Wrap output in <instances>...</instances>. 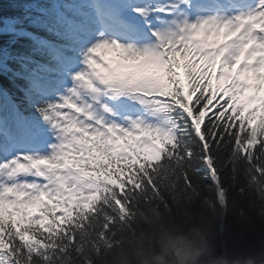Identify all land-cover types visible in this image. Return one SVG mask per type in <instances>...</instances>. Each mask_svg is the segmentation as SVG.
<instances>
[{
  "label": "snow or ice",
  "instance_id": "obj_1",
  "mask_svg": "<svg viewBox=\"0 0 264 264\" xmlns=\"http://www.w3.org/2000/svg\"><path fill=\"white\" fill-rule=\"evenodd\" d=\"M18 7L0 27V264H100L138 208L213 187L226 208L241 174L264 200V0Z\"/></svg>",
  "mask_w": 264,
  "mask_h": 264
},
{
  "label": "clouds",
  "instance_id": "obj_2",
  "mask_svg": "<svg viewBox=\"0 0 264 264\" xmlns=\"http://www.w3.org/2000/svg\"><path fill=\"white\" fill-rule=\"evenodd\" d=\"M224 215V206L217 207L210 198L196 205L138 208L130 217L131 226L100 264H264V250L252 255L217 253L213 223ZM237 219L253 227L243 209Z\"/></svg>",
  "mask_w": 264,
  "mask_h": 264
},
{
  "label": "trees",
  "instance_id": "obj_3",
  "mask_svg": "<svg viewBox=\"0 0 264 264\" xmlns=\"http://www.w3.org/2000/svg\"><path fill=\"white\" fill-rule=\"evenodd\" d=\"M28 0H0V27H3L2 21L14 18L22 14L23 5ZM9 40L7 34H0V43H6ZM3 83L8 85V80ZM229 192L227 206L224 208L225 215L222 220L217 219L213 223V228L217 234L213 241L217 253L236 251H245L248 255L259 254L264 250V200L249 187L248 181L241 174L235 185L232 186L229 181ZM243 187L245 190L241 194L236 189ZM214 187L211 191H205L201 194L200 202L207 196L214 197ZM219 207V204H217ZM243 209L253 227L249 228L247 224H242L237 219V213Z\"/></svg>",
  "mask_w": 264,
  "mask_h": 264
}]
</instances>
